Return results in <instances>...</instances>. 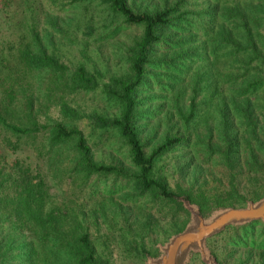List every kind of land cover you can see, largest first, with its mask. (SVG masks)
<instances>
[{"label": "trees", "instance_id": "obj_1", "mask_svg": "<svg viewBox=\"0 0 264 264\" xmlns=\"http://www.w3.org/2000/svg\"><path fill=\"white\" fill-rule=\"evenodd\" d=\"M84 1L87 0H71L69 5ZM97 1L106 6L111 19L104 36L116 40L118 49L125 47L128 68L122 74L110 76L101 86L104 97L119 106V114L111 118L94 114V123L116 131L128 149L134 171L120 163L105 164L94 160L84 134L73 124L78 112L65 99L67 93L99 87L102 71H91L84 64L70 71L41 45L34 52L19 49L0 54L2 145L18 150L29 139L45 133L48 145L67 146L71 150L73 170L124 180L130 185L127 199L149 197L156 205H169L172 211L169 220L172 232L169 234L181 230L187 220V212L177 201L181 194L201 209L210 203L242 206L246 200L259 198L264 182L257 186V181L247 190L239 188L233 179L252 170L264 175L261 159L264 155V0H224L221 5H208L204 12L192 11L189 0L152 3L150 0L145 2L146 8L139 11H134L127 0ZM86 27L91 30L90 24ZM126 28L141 30L127 45L121 38ZM161 48L170 53L171 59L165 62L171 65L176 57L181 62L201 55L206 58L192 71V92L187 105H176L177 119L172 126L175 132L166 133L146 153L138 135L136 95L146 83L147 68L160 63L153 57ZM219 57L224 61L219 62ZM227 83L233 86L230 94L224 93ZM202 88L207 91V100L202 105L207 111L203 114L206 117L203 122L207 123L204 132L199 131L201 102L196 100ZM52 106L57 107L62 118L41 123L40 118L49 119ZM237 119L241 122L237 123ZM191 124L197 128L191 129ZM202 133L211 142L212 137L219 139L218 144L202 145L209 159L213 154L219 155L231 175L230 183L222 189L218 186L216 190L222 192L212 195L200 189L193 195L180 187L171 190L166 179L154 174L157 161L189 139L199 141ZM239 149L243 150L244 157L241 172L235 170ZM47 198L48 192L39 173L32 174L30 167L19 161H13L6 168L0 166V264H110L96 254L85 225V213L60 206L47 210ZM128 206L127 211L136 208V201ZM176 213L185 214L186 219H174ZM154 221L148 215L141 223L140 232L152 229ZM257 225L264 232V224L253 221L230 227L210 238L208 243L217 263L224 264L220 259V247L214 245L220 236L230 235L229 241L239 243L237 233L241 232L244 239ZM249 245L246 255L254 254L253 248H261L258 250L262 260L259 263L264 264V244L256 246L252 240ZM130 249L142 257L153 252L154 246L153 251H147L143 243L133 239ZM192 264H196V259Z\"/></svg>", "mask_w": 264, "mask_h": 264}, {"label": "rangeland", "instance_id": "obj_2", "mask_svg": "<svg viewBox=\"0 0 264 264\" xmlns=\"http://www.w3.org/2000/svg\"><path fill=\"white\" fill-rule=\"evenodd\" d=\"M70 1L0 0V54L19 49L34 52L41 45L70 71L79 64H84L91 71H102L103 78L99 87L92 91L67 93L65 99L78 112L73 124L84 134L94 160L105 164L120 163L129 171H134L130 166L128 149L116 131L98 127L93 118L94 114L109 118L119 114V106L104 97L101 86L110 76L127 71L125 47L118 49L116 40L104 36V29L111 21L105 5L97 0H87L70 6ZM147 1L150 0H127L134 11L145 9ZM152 2L156 0H151ZM223 2L224 0L217 3L213 0H189L188 6L194 12H204L208 5L216 6ZM87 24H90L91 30L86 27ZM140 31V28H126L121 38L127 45ZM203 58L206 57L201 55L181 62L176 57L171 65L165 62L171 59L170 53H165L162 48L153 57L154 61L160 63L147 68L146 83L136 95L138 135L146 153L166 133L175 132L172 126L177 119L176 105H187L192 92V71L201 62H205ZM213 60L212 58L211 62ZM218 61L222 62L224 58L219 57ZM232 87L231 83H227L224 93L230 94ZM247 95L251 96V93ZM196 100L201 102L198 107V127L201 129L198 130L204 132L207 124L203 122L206 118L203 114L207 112L202 106L207 100L204 88L199 91ZM48 117L46 120L40 118V122L45 124L62 118L54 106L49 109ZM238 121L241 122L240 119H237V123ZM192 128L197 126L191 124ZM1 135L0 132V166L6 168L13 161H19L23 166L30 167L32 174L39 173L48 192L45 204L47 210L60 206L85 213V225L96 254L107 259L110 264H139V254L130 249L133 239L143 243L145 250L153 251L154 242L164 241L172 232L169 222L172 211L169 205H156L149 197L127 199L130 185L124 180L114 179L112 175H86L73 170L74 155L71 150L67 146L48 145L45 133L29 139L18 150L10 149L9 146L5 148L1 143ZM200 137L199 141H185L157 161L154 174L166 179L171 190L180 187L193 195L200 189L206 195H212L219 194L222 192L220 189L230 183L231 175L221 163L219 155L213 154L212 159H209L204 147L207 143L210 146L218 144L219 139L212 137L211 142L204 133ZM241 149L235 168L239 172L244 169ZM261 159L264 163V155ZM233 175L234 173L232 179ZM233 181L239 188L250 190L257 181V186L264 182V175L253 170L246 171L234 177ZM218 186L220 189L216 190ZM134 201L136 208L127 211L126 207ZM148 215L152 216L156 224L152 225V229L140 232L141 223ZM174 219L182 221L186 216L176 213ZM260 227L257 225L244 239L241 232H238L239 243L229 241L230 235L220 236L214 245L220 247V259L224 260L223 263L237 264L243 261L244 264H260L262 260L258 250L261 248H253L254 254L246 255L250 241L255 240L256 246L264 244V232H261Z\"/></svg>", "mask_w": 264, "mask_h": 264}, {"label": "water", "instance_id": "obj_3", "mask_svg": "<svg viewBox=\"0 0 264 264\" xmlns=\"http://www.w3.org/2000/svg\"><path fill=\"white\" fill-rule=\"evenodd\" d=\"M177 201L187 212L181 230L169 234L164 241L154 244V251L139 257V264H218L211 253L209 239L230 227L242 226L253 221L264 224V191L255 200H246L242 206L201 207L181 194Z\"/></svg>", "mask_w": 264, "mask_h": 264}]
</instances>
